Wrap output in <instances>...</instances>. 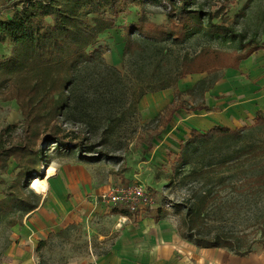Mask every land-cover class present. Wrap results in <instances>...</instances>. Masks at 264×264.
Masks as SVG:
<instances>
[{
  "label": "trees",
  "instance_id": "16d2710c",
  "mask_svg": "<svg viewBox=\"0 0 264 264\" xmlns=\"http://www.w3.org/2000/svg\"><path fill=\"white\" fill-rule=\"evenodd\" d=\"M196 0H8L0 13L10 9L8 19L0 18V44L10 47L8 56H0V99L15 100L19 106L21 132L11 143L18 125L0 132V170L8 169L9 159L17 165V183L0 200V223L15 226L21 216L37 203L23 192L25 181L39 174L42 166L58 158L78 155L79 162L91 161L86 153L97 147L115 151L123 127L137 116L139 101L150 93L175 89L173 102L154 119L167 127L174 113L185 109L178 103L184 94L200 101L190 110L207 109L204 94L215 87L224 69L239 65L259 51L254 40L223 22L213 23L194 10ZM147 5L161 6L169 24H154L141 14L126 31L122 73L104 59L105 49L98 38L106 31L121 28L120 21L132 6L142 11ZM212 18V17H211ZM219 39L221 44L235 42L233 52L202 46L195 53H179L194 38ZM205 74L187 92L176 85L189 75ZM77 126L78 130L66 129ZM128 129V127H127ZM81 134L88 136L83 144ZM122 136H120L121 138ZM43 144H49L47 155ZM176 156L179 168H187L181 182H189V198L172 204L147 208L144 217L155 222L173 216L176 233L201 249L225 248L233 255L247 257L254 246L264 250V111L246 127L215 126L204 132L193 130L180 144ZM119 148V147H118ZM108 156V152H100ZM97 161V159H94ZM28 183L26 184L28 187ZM223 191H229L226 198ZM241 204L251 218L245 227L229 229L230 220L240 217ZM254 205L255 209H247ZM114 213L129 217L121 208ZM64 229L56 233L63 235ZM50 233L48 237H52ZM40 241L36 250L45 247Z\"/></svg>",
  "mask_w": 264,
  "mask_h": 264
},
{
  "label": "rangeland",
  "instance_id": "374dc122",
  "mask_svg": "<svg viewBox=\"0 0 264 264\" xmlns=\"http://www.w3.org/2000/svg\"><path fill=\"white\" fill-rule=\"evenodd\" d=\"M7 2L8 0H0V6H4ZM192 8L198 11L201 10L205 20L210 18L213 23L223 22L225 26H233L235 31L243 33L246 39L251 38L255 41L252 46H258L259 50H264V0H196ZM165 12L161 6L147 5L144 11L139 7L132 6L129 10V15H126L125 19L120 21L121 28H113L106 31L98 38L97 45H101L105 49L104 59H106L107 63L125 73L122 69V58L126 31L122 28L129 23L137 22L141 14H144L154 24L167 25L169 22ZM10 15V9L3 10L0 13V18L8 19ZM220 42L219 39L206 40L197 37L188 40L179 53L181 55L184 52L195 53L206 45L229 53L237 48L235 42L228 41L225 44ZM9 53L10 47L0 44V56H8ZM224 71L220 72V76L224 74ZM150 94L154 95L157 93ZM148 98L151 99L152 97ZM153 99H157V97ZM144 100L147 99L144 98ZM177 101L185 104L186 108L181 109L184 115L198 111L190 110L189 108L192 106L201 105L200 101L193 100L191 96L189 97L186 94ZM139 105L137 116L130 121L129 126H124L120 132L121 134L117 136L119 139L116 140L114 145H118L119 148L117 146L114 147L115 151H107L103 147H97V153H86L85 155L94 158H89L92 160H87L83 163L78 161V155L72 156V158L61 157L57 159V164L61 165V167L57 168L55 174L57 176L53 175L48 178L46 173H44L43 168H49L51 165L49 162L42 166L39 174H34L28 179V187L26 185L28 180L25 181L24 197L28 201L39 204V206L42 204L43 207L50 208L49 212L55 221L67 224L64 228L65 234L56 236L53 231V236L47 237L45 247L40 250H36L37 242L32 244L33 239L30 242H23V247L34 254L36 264H88L92 253L95 255V259H99L108 250L111 251L117 242L124 245L135 244L141 252L149 253L152 248L151 242H154L153 239L159 233L161 235L179 237L178 239L187 244V247L190 249L194 247V250L199 255H208L210 253L213 256L222 252L232 254L225 248L201 249L186 242L176 233L178 221L173 216L155 222L149 217H144L146 210L141 213H131L129 217H126L122 214L114 213V210L121 208L114 209L99 201L100 195L109 188L120 183H132L136 179L142 180L146 185V189L155 197L157 205H163L167 210L172 209V204L175 205L189 198L191 187L194 184L181 182L188 169L179 168L176 156L180 151V144L189 138L194 129L188 130L185 127L184 129L181 127L180 130H175L176 133L174 135H170L171 129L178 119L177 111L174 113V117H176L172 119L167 127L163 128L154 121L157 115L143 117L140 113ZM22 122V115L16 101H3L0 99V132L7 126L18 125L19 127L12 134L11 143L18 142L16 138L21 132L20 124ZM246 126L248 125L242 127ZM66 129L70 131L74 129L81 132V129H78L77 126H66ZM204 131L206 130H200V132ZM87 136L90 138L91 143L96 142L94 137L85 136V134H81L78 140L70 138L68 141L72 140L75 143L82 140L83 144H86L89 143L88 140L84 141ZM120 136L122 137L120 138ZM42 148L47 151V155H56L55 151H48L49 144H43ZM101 151L108 152V156H101ZM94 159H97V161ZM7 166L8 169L5 172L1 171L2 176L0 177L4 180L5 190L17 183L16 177L18 173L14 160L9 159ZM45 179H48L49 187L46 192L47 195L42 197L36 194L32 188V183L35 180L43 181ZM229 195V191L221 193L224 198ZM243 207L241 204H236L232 208V210H239L240 208L241 214L236 220L229 221V229L235 230L250 223L251 213L246 212L243 215L245 209ZM251 208L255 209L253 204L247 206L248 210H251ZM33 216L29 219L35 218ZM22 218L23 215L18 220V223L21 222ZM10 219L0 223V252L9 244L8 236L13 235L11 232L13 226L7 225ZM28 225L33 229L31 224ZM13 236L12 238L14 239ZM156 242L164 243L160 240ZM191 251L184 252V254L189 256L192 254ZM175 253L177 256L183 255L181 249L176 248ZM251 256L252 262L264 264V250L261 246L255 245ZM252 262H247V264ZM208 264L211 263L208 262Z\"/></svg>",
  "mask_w": 264,
  "mask_h": 264
},
{
  "label": "crops",
  "instance_id": "0c3cea01",
  "mask_svg": "<svg viewBox=\"0 0 264 264\" xmlns=\"http://www.w3.org/2000/svg\"><path fill=\"white\" fill-rule=\"evenodd\" d=\"M224 70V74L220 76L215 87L204 94L203 100L207 109L198 110L194 113L190 111L191 114L189 115H184L181 110H178V119L171 129L170 135H174L175 130H180L181 127L200 131L219 125L233 129L255 122L258 112L264 110V50L260 49L253 53L237 69ZM204 75L188 76V79L180 80L176 87L180 92H187ZM174 92L175 89H168L158 91L154 95H145L144 98L147 100L143 98L139 105L142 116L159 115L162 110L173 102ZM155 97L157 99H153ZM53 162L57 164L58 161ZM58 167H61L59 163ZM55 174L54 176H57ZM1 176L2 172L0 170ZM64 179L67 180L66 177ZM3 181L0 178V200H3L8 193V190L4 189L5 183ZM29 210L33 212L26 218L25 222L31 224L34 229L32 244L45 241L50 233H53V231L58 233L67 225L55 221L49 212L51 209L43 207L42 204L40 206L37 204L36 208L30 207L23 214L22 220H24V216ZM33 215L35 218L29 219ZM156 235L157 237L153 239L154 242H151L152 248L149 253L141 252L135 244L124 245L117 242L111 251L108 250L99 259H95V255L92 253L88 264H208V262L211 264H247V262H252L251 255L244 258L232 255L229 252H222L213 256L210 253L199 255L194 247L190 249L177 236L161 235L160 233ZM12 236H8L9 244L0 252V264H36L34 254L23 247V244L27 241L25 242L15 236H13V239ZM158 240L164 243H157ZM176 248L181 249L183 255L177 256L175 253ZM190 250H192V254L186 256L184 252L187 253Z\"/></svg>",
  "mask_w": 264,
  "mask_h": 264
},
{
  "label": "built area",
  "instance_id": "2783aa9c",
  "mask_svg": "<svg viewBox=\"0 0 264 264\" xmlns=\"http://www.w3.org/2000/svg\"><path fill=\"white\" fill-rule=\"evenodd\" d=\"M99 201L114 209L125 208L130 213H141L157 205L155 197L146 189L145 183L136 179L132 183H120L109 188L98 198ZM11 232L18 239L30 242L34 230L25 221L16 223Z\"/></svg>",
  "mask_w": 264,
  "mask_h": 264
},
{
  "label": "bare ground",
  "instance_id": "6f19581e",
  "mask_svg": "<svg viewBox=\"0 0 264 264\" xmlns=\"http://www.w3.org/2000/svg\"><path fill=\"white\" fill-rule=\"evenodd\" d=\"M50 167L49 168H43L44 173H46V176L49 178L50 176L54 175L57 171L58 168V164H55L54 162H50ZM49 187V182L48 179L45 180H35L32 183V188L35 190L36 194H39L40 196L44 197L46 196V192L48 190ZM32 210H29V212L27 214H25L24 216V220L22 221H26V218L29 217L30 214H32Z\"/></svg>",
  "mask_w": 264,
  "mask_h": 264
}]
</instances>
